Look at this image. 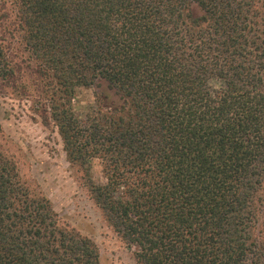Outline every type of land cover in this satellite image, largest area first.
<instances>
[{
  "label": "trees",
  "instance_id": "1",
  "mask_svg": "<svg viewBox=\"0 0 264 264\" xmlns=\"http://www.w3.org/2000/svg\"><path fill=\"white\" fill-rule=\"evenodd\" d=\"M15 60L139 264H264V0H0V79ZM0 264H100L1 152Z\"/></svg>",
  "mask_w": 264,
  "mask_h": 264
},
{
  "label": "rangeland",
  "instance_id": "2",
  "mask_svg": "<svg viewBox=\"0 0 264 264\" xmlns=\"http://www.w3.org/2000/svg\"><path fill=\"white\" fill-rule=\"evenodd\" d=\"M15 64L12 67L16 66L20 75L14 81L0 79V152L13 162L31 194L49 201L59 226L94 243L100 264H139L136 249L109 227L92 200L90 181L105 182L100 164L93 162L87 172L68 162L55 126L44 123L38 113L40 104L31 87L34 77L20 60ZM24 85L27 89L23 91ZM100 94L110 95L103 83L78 88L72 104L82 112L94 105Z\"/></svg>",
  "mask_w": 264,
  "mask_h": 264
}]
</instances>
